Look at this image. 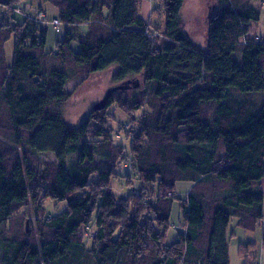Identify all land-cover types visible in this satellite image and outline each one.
<instances>
[{
  "label": "trees",
  "instance_id": "trees-1",
  "mask_svg": "<svg viewBox=\"0 0 264 264\" xmlns=\"http://www.w3.org/2000/svg\"><path fill=\"white\" fill-rule=\"evenodd\" d=\"M42 1L55 17L41 7L29 14L24 0H0L7 15L25 18L22 26L0 20L1 134L28 158L54 157L38 172L28 158L8 162L0 149V264H230V222L251 233L264 219V42L248 36L260 17L255 0H201L204 48L183 29L185 0H162L160 45L139 16L141 0ZM52 18L61 24L55 33L62 25L66 32L47 54ZM11 37L10 65L4 46ZM109 69L114 87L105 106L69 127L62 116L69 80ZM113 105L131 117L142 111L127 154L103 128ZM91 122L99 127L91 131ZM121 161L153 197L112 193ZM183 182L189 189L177 203L178 227L170 221ZM41 183L46 198L65 208L44 216L36 240L2 232L30 197L35 201ZM257 249L240 242L236 251L252 264Z\"/></svg>",
  "mask_w": 264,
  "mask_h": 264
},
{
  "label": "rangeland",
  "instance_id": "rangeland-1",
  "mask_svg": "<svg viewBox=\"0 0 264 264\" xmlns=\"http://www.w3.org/2000/svg\"><path fill=\"white\" fill-rule=\"evenodd\" d=\"M24 1L26 7L29 8V14H32L40 4V0ZM143 1L146 3L143 4ZM149 3L152 4L149 14V16H152V23H148L150 24L148 29L149 35L153 39V42H155V44L160 45L165 41L163 38L164 14L162 9V0H141L139 6L140 11L142 9V4L147 7V4ZM201 9V0H185L181 11L183 29L189 36L191 42L198 47H203V45L205 46V23L203 18H200ZM148 12L149 9L148 11H146L145 16H147ZM0 20L5 24L11 22L16 26H22L25 18L22 15H18L16 13H12L9 16L6 14V12L0 9ZM45 29L46 35L44 51L47 54H51L55 52L57 44L63 40L64 34L66 32V27L62 25L60 33H55V31L49 24L45 27ZM14 41V37H11L4 46L5 60L6 63L10 65L13 61ZM112 72L113 69H109L99 74L93 75L90 78L83 77L79 73V76H76L73 79L71 78L69 80L66 89L70 95V99L62 111V116L65 120V123L69 127L77 126L83 119H85V117L92 110L93 106L99 103L106 96L107 91L110 88L114 87V84L111 81ZM126 94L127 96H131L132 92L127 91ZM141 114L142 111H138L131 117L119 110L116 105L111 106L105 113V124L103 125V128L106 131H109L111 138H113V140H115L118 145L123 146V150H125L124 154H127L129 150L130 141L128 140V134H130L131 136L133 134L137 135L140 131L139 120ZM132 125L135 126V129H133L131 132H128L129 130L127 131V127L131 128ZM97 127H99V125L95 122L90 123L91 131H93ZM0 149L5 155L6 160L10 163L14 162L17 157L21 161H24L25 158L29 157V154L24 151V148L14 146L11 142H9V140L4 138V136L1 134V130ZM28 161L36 166L38 172H42L43 170H45V168H47V166L48 169L53 166L52 162L54 161V157L51 154H43L32 156L28 158ZM122 161L118 163L117 172L115 173V176L111 181L112 193L117 197H126L132 194V196L136 198L138 197L139 193L142 192L143 199L153 197L151 187H146L145 189L140 190V183L135 179L133 171L129 172L125 168L128 171L125 172L124 165L126 162L122 163ZM44 186L45 185L43 183L38 185L37 189L35 190V201L30 197L27 204L19 208L12 215L8 223L2 229V232L6 233L7 235H17L22 238L28 237L33 240L37 239L36 237H38V233L41 228L42 219L44 218V216L53 215L65 208V203L59 204L52 201L50 198H46L43 188ZM187 187L188 183L185 182L177 186V190L174 193L175 195H177V200L174 201L173 207L176 206L179 201L186 199L185 192L181 193L180 190L187 189ZM95 217L96 212H94L93 214V220L95 219ZM170 222L179 225L178 227L182 226L181 218L177 221L174 218V214L172 215ZM90 227L91 228L85 229L87 236H91L95 231L93 225ZM179 231L180 228L174 231L171 230L167 235L168 237L166 241L168 243H170V241H173V238H176V233ZM247 234L248 233H246L245 231H242L236 227V223L234 220L231 221L228 230L230 247L233 251V255H231L230 258V264H243L242 261L238 258L236 248L240 241H243L247 238H245L244 236H251ZM90 242L91 240L87 238V244H89ZM252 264H264V260L257 254L255 256V262H253Z\"/></svg>",
  "mask_w": 264,
  "mask_h": 264
},
{
  "label": "crops",
  "instance_id": "crops-1",
  "mask_svg": "<svg viewBox=\"0 0 264 264\" xmlns=\"http://www.w3.org/2000/svg\"><path fill=\"white\" fill-rule=\"evenodd\" d=\"M145 3L146 2H144L143 4H145ZM143 4H142V9L140 11L139 16L144 22L152 23V21H151L152 16H149L150 11H151L150 8H151L152 4L151 3L147 4V7H145ZM251 6L259 12L260 17H259L258 22L250 23L248 36L250 38H257L260 41L264 42V0H255V1L251 2ZM40 7L43 10H45L49 16H52V17L56 16L55 9L51 5H49L48 3H44L42 0H40V4H39L38 8H40ZM24 8H25V10H29V8L26 7V5L24 6ZM148 9H149V12H148L147 16H145V13H146V11H148ZM199 47L204 48L205 46L203 45V47H201V46H199ZM261 187H262V190L264 193V179L261 181ZM188 189H189V185H188L187 189H182V190H180V192L181 193L185 192V195H186ZM263 205H264V201H263ZM173 214H174V218L177 221L181 218V213L179 211L178 205L174 206ZM263 232H264V219L261 221V223L258 225V227L256 228V230L254 232H251V233L248 232L247 235H251V236H249V237L244 236L245 238L246 237L247 238L244 239L243 241H240V242H244V243L245 242H254V243H256L257 247H258V249H257L258 256L264 260V243L262 242ZM227 234H228V232H227ZM231 255H233V251L230 247V242H229V256H230V258H231ZM234 255H235V251H234Z\"/></svg>",
  "mask_w": 264,
  "mask_h": 264
},
{
  "label": "built area",
  "instance_id": "built-area-1",
  "mask_svg": "<svg viewBox=\"0 0 264 264\" xmlns=\"http://www.w3.org/2000/svg\"><path fill=\"white\" fill-rule=\"evenodd\" d=\"M38 21H43V19H44V15L43 14H38ZM45 20V19H44ZM50 23H51V25L53 26V29L55 30V32H59V29H60V26H61V24H60V22H59V20L58 19H56V18H52L51 20H50ZM256 40H258L257 38H255Z\"/></svg>",
  "mask_w": 264,
  "mask_h": 264
},
{
  "label": "water",
  "instance_id": "water-1",
  "mask_svg": "<svg viewBox=\"0 0 264 264\" xmlns=\"http://www.w3.org/2000/svg\"><path fill=\"white\" fill-rule=\"evenodd\" d=\"M117 88L118 89H123L124 87L123 86H119ZM125 88H126V86H125ZM106 98H107V96H105L98 104H96L95 106H93V108L94 109L103 108L105 106Z\"/></svg>",
  "mask_w": 264,
  "mask_h": 264
}]
</instances>
